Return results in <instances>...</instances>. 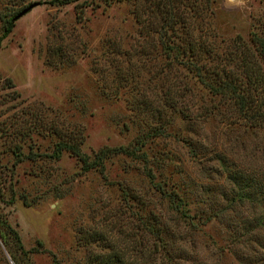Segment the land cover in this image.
I'll list each match as a JSON object with an SVG mask.
<instances>
[{
	"label": "rangeland",
	"instance_id": "obj_1",
	"mask_svg": "<svg viewBox=\"0 0 264 264\" xmlns=\"http://www.w3.org/2000/svg\"><path fill=\"white\" fill-rule=\"evenodd\" d=\"M48 1L0 0L1 17L33 4L0 40V212L30 264H264V122L143 40L151 0ZM210 6L204 66L247 85L233 62L264 35V0ZM253 65L264 99V58ZM60 138L87 159L127 144L142 156L82 169L68 149L51 156ZM0 264H13L1 238Z\"/></svg>",
	"mask_w": 264,
	"mask_h": 264
},
{
	"label": "trees",
	"instance_id": "obj_2",
	"mask_svg": "<svg viewBox=\"0 0 264 264\" xmlns=\"http://www.w3.org/2000/svg\"><path fill=\"white\" fill-rule=\"evenodd\" d=\"M72 1L49 0L48 2L66 4ZM146 6L147 16H138L136 21L142 22L140 30L144 36L143 40H148L149 33L155 35V40H157L160 49L158 56L164 57L168 62L167 64L175 63L185 67L187 65L198 76L200 75L199 69H202V73L204 72V75L207 74L205 76L209 79L205 82V85L213 93L229 94V97L234 100L244 118L250 122H253V120L264 122V99L259 98L258 92L261 90H257V84L260 81H258L260 79L258 77H261V75H259L258 66L253 65L254 56L264 58L263 34L252 33L249 37L248 45L243 44L241 46L238 50L239 57L236 62H233L235 70H239L241 75L247 77V87L246 83L243 84L242 78H238L236 73H233L232 68H226L225 64L221 68L212 69L211 71H208L204 66V59L210 58L216 53L213 47L215 39L212 32L211 20L213 11L210 6V0H151ZM16 14L14 12L7 17L0 16V40L10 31ZM148 16L151 19L144 21ZM139 52L141 53V50ZM186 52L188 55H186ZM202 54V62L199 64L198 57H201ZM200 78L204 82L202 76ZM67 149L79 158L82 169L92 167L102 169L103 160L117 153L137 158L142 156L138 145L130 146L127 144L100 147L95 150L91 158L87 159L86 155L78 149L75 143L63 138L58 139L54 143V149L50 154L56 158L62 150ZM2 193V183H0V200L3 196ZM172 195V193L167 195L170 202H172ZM12 198L11 195L8 200L11 201ZM174 206H177V204ZM0 238L4 242L13 264H30L29 252L31 249L23 247L17 230L10 225L1 212ZM119 259V257L111 254L105 258L104 262L112 263V261Z\"/></svg>",
	"mask_w": 264,
	"mask_h": 264
},
{
	"label": "water",
	"instance_id": "obj_3",
	"mask_svg": "<svg viewBox=\"0 0 264 264\" xmlns=\"http://www.w3.org/2000/svg\"><path fill=\"white\" fill-rule=\"evenodd\" d=\"M33 4L28 5L27 7L21 9L17 14L16 17H18L19 15L23 14L27 9H29Z\"/></svg>",
	"mask_w": 264,
	"mask_h": 264
}]
</instances>
